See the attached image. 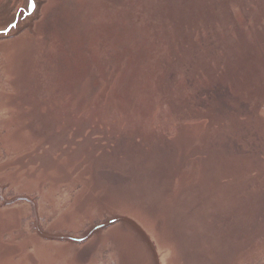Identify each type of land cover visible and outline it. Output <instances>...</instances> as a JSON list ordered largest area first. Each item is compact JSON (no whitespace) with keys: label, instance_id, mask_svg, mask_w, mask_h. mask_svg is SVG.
<instances>
[{"label":"rangeland","instance_id":"1","mask_svg":"<svg viewBox=\"0 0 264 264\" xmlns=\"http://www.w3.org/2000/svg\"><path fill=\"white\" fill-rule=\"evenodd\" d=\"M0 0V264H264V0Z\"/></svg>","mask_w":264,"mask_h":264},{"label":"water","instance_id":"2","mask_svg":"<svg viewBox=\"0 0 264 264\" xmlns=\"http://www.w3.org/2000/svg\"><path fill=\"white\" fill-rule=\"evenodd\" d=\"M33 8H34V4H33L32 0H30V2H29V10H28L29 14H31L33 12Z\"/></svg>","mask_w":264,"mask_h":264}]
</instances>
